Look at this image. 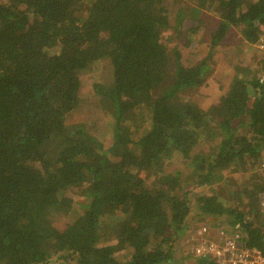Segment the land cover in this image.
Listing matches in <instances>:
<instances>
[{
  "label": "trees",
  "instance_id": "1",
  "mask_svg": "<svg viewBox=\"0 0 264 264\" xmlns=\"http://www.w3.org/2000/svg\"><path fill=\"white\" fill-rule=\"evenodd\" d=\"M199 15L218 25L186 65L163 34ZM232 28L256 43L264 0H0V264H170L175 242L222 218L264 250V61L210 107L185 94L208 85ZM195 200L215 224L189 223Z\"/></svg>",
  "mask_w": 264,
  "mask_h": 264
},
{
  "label": "rangeland",
  "instance_id": "2",
  "mask_svg": "<svg viewBox=\"0 0 264 264\" xmlns=\"http://www.w3.org/2000/svg\"><path fill=\"white\" fill-rule=\"evenodd\" d=\"M171 13V24H175L176 16L174 9H172ZM185 16L187 17L188 14L186 13ZM199 20L202 21L201 25L198 23ZM218 21L219 19L213 15H208L206 18L205 16L204 18H201L199 15L197 19L188 17L184 19V22H182L184 25L179 27L181 32H178L177 28L169 29L163 34L162 41L164 42L167 51L172 58H174L173 53L175 49H178L181 52L182 58H184L182 59L184 64L188 65L191 61H193V63H197L209 53L212 31L218 25ZM189 28L193 29V31H189ZM262 61H264L263 53L253 44L248 43L244 39L240 30L232 28L228 32L225 39L217 47V50L213 53L212 59L208 61L211 69H214V71H212L208 77V85L189 89L185 91V94H187V97L210 107L212 105V101H214L219 94H226L230 86L231 79L235 73L243 69H247L249 73H253L258 67H260ZM104 70L106 69L98 72L100 73ZM85 99L86 102L83 105L84 114L88 110V115L86 113V116H89L91 120H97L100 127L103 130H106L107 126L105 128L104 124L106 119L103 108L97 107L95 102L93 103L90 100V93H87ZM186 162L187 159L179 157L172 165V167H181L180 171L184 172V181L191 172V170L187 168ZM263 168L264 163L261 169ZM204 195H206L205 192ZM66 197L73 199L76 204L84 202L86 198L81 192H79V189L69 190L66 193ZM58 212L59 213H51L50 219L52 220L53 225L57 223L61 225L70 220V218H68V214L74 212L73 203L63 210H58ZM202 218H205L212 224H215L218 221V219L213 218V216L203 215L202 211L200 210V206L195 200L192 204V213L189 215V223H193L194 226L200 222L203 223L204 221L198 220ZM229 219H233V217L229 215L227 220ZM219 221L223 222V218ZM239 232L243 237L246 236L247 232L244 228H240ZM188 234L189 233H186L178 242L174 243V257L176 260L183 257H186L187 259L191 258L190 260L194 264L192 255H186V251L190 250V247L187 246ZM109 243H112L115 246H120V243L116 237H111V242ZM124 252L125 251L121 250L116 253V255L121 257Z\"/></svg>",
  "mask_w": 264,
  "mask_h": 264
},
{
  "label": "built area",
  "instance_id": "3",
  "mask_svg": "<svg viewBox=\"0 0 264 264\" xmlns=\"http://www.w3.org/2000/svg\"><path fill=\"white\" fill-rule=\"evenodd\" d=\"M254 45L264 55V29ZM260 82L264 83V75ZM259 201L260 209L264 212V192L259 194ZM217 224L198 226L188 234L187 244L190 250L186 251V255H192V259L196 258L199 264H264V250L248 246L245 237L239 232L243 228V222ZM190 259L183 257L170 264H193Z\"/></svg>",
  "mask_w": 264,
  "mask_h": 264
},
{
  "label": "clouds",
  "instance_id": "4",
  "mask_svg": "<svg viewBox=\"0 0 264 264\" xmlns=\"http://www.w3.org/2000/svg\"><path fill=\"white\" fill-rule=\"evenodd\" d=\"M254 44H255V43H254ZM254 44H253V45H254ZM254 46H255V45H254ZM263 56H264V55H263Z\"/></svg>",
  "mask_w": 264,
  "mask_h": 264
},
{
  "label": "crops",
  "instance_id": "5",
  "mask_svg": "<svg viewBox=\"0 0 264 264\" xmlns=\"http://www.w3.org/2000/svg\"><path fill=\"white\" fill-rule=\"evenodd\" d=\"M198 227V226H197ZM195 229V228H194Z\"/></svg>",
  "mask_w": 264,
  "mask_h": 264
}]
</instances>
